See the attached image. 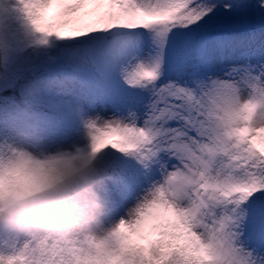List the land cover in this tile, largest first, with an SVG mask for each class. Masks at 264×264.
<instances>
[{"label": "snow or ice", "instance_id": "snow-or-ice-1", "mask_svg": "<svg viewBox=\"0 0 264 264\" xmlns=\"http://www.w3.org/2000/svg\"><path fill=\"white\" fill-rule=\"evenodd\" d=\"M15 4L34 35L39 102L0 140L55 150L102 117L126 145L100 161L111 219L195 174L190 211L210 214L213 264H264V157L243 135L264 106V0Z\"/></svg>", "mask_w": 264, "mask_h": 264}, {"label": "clouds", "instance_id": "clouds-1", "mask_svg": "<svg viewBox=\"0 0 264 264\" xmlns=\"http://www.w3.org/2000/svg\"><path fill=\"white\" fill-rule=\"evenodd\" d=\"M112 2L119 7L123 0ZM122 19L118 11L112 23ZM240 103L248 98L241 96ZM248 123L243 135L264 157L259 102ZM123 147L99 116L90 118L83 141L68 147L0 140V264H213L207 248L213 241L210 214L190 211L188 192L200 179L195 174L179 188L168 184L163 192L154 190L124 217L110 218L100 190V161L109 149Z\"/></svg>", "mask_w": 264, "mask_h": 264}, {"label": "rangeland", "instance_id": "rangeland-1", "mask_svg": "<svg viewBox=\"0 0 264 264\" xmlns=\"http://www.w3.org/2000/svg\"><path fill=\"white\" fill-rule=\"evenodd\" d=\"M93 107H95L97 109V114L103 115L105 111H107V108L105 107V105H101V104H95L93 105ZM13 127L15 126L14 124L12 125ZM8 127V126H5Z\"/></svg>", "mask_w": 264, "mask_h": 264}, {"label": "trees", "instance_id": "trees-1", "mask_svg": "<svg viewBox=\"0 0 264 264\" xmlns=\"http://www.w3.org/2000/svg\"><path fill=\"white\" fill-rule=\"evenodd\" d=\"M20 13V12H19ZM18 14V12H14V15H17ZM20 16H22V14L20 13ZM1 22L2 23H4V21L1 19ZM0 37H1V35H0ZM19 36H14V41H16V40H19ZM31 52V51H30ZM31 57V55H30V53L27 55V57L26 58H30ZM33 58V57H32ZM9 74H12V70L9 72ZM22 80H24V79H22ZM12 110H14V111H17L18 112V110L17 109H14V108H11Z\"/></svg>", "mask_w": 264, "mask_h": 264}]
</instances>
